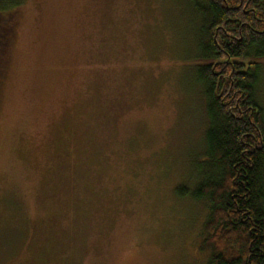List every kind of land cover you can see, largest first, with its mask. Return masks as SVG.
<instances>
[{
    "label": "rangeland",
    "instance_id": "rangeland-1",
    "mask_svg": "<svg viewBox=\"0 0 264 264\" xmlns=\"http://www.w3.org/2000/svg\"><path fill=\"white\" fill-rule=\"evenodd\" d=\"M190 6L22 0L0 12V264H207ZM257 95L264 108V63Z\"/></svg>",
    "mask_w": 264,
    "mask_h": 264
},
{
    "label": "trees",
    "instance_id": "trees-1",
    "mask_svg": "<svg viewBox=\"0 0 264 264\" xmlns=\"http://www.w3.org/2000/svg\"><path fill=\"white\" fill-rule=\"evenodd\" d=\"M186 1L200 20L195 66L206 129L192 197L208 208L207 264H264V0ZM21 3L0 1V12Z\"/></svg>",
    "mask_w": 264,
    "mask_h": 264
},
{
    "label": "flooded vegetation",
    "instance_id": "flooded-vegetation-1",
    "mask_svg": "<svg viewBox=\"0 0 264 264\" xmlns=\"http://www.w3.org/2000/svg\"><path fill=\"white\" fill-rule=\"evenodd\" d=\"M5 76H3V78H4Z\"/></svg>",
    "mask_w": 264,
    "mask_h": 264
}]
</instances>
